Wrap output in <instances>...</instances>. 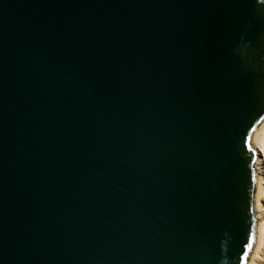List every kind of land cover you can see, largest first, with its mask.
<instances>
[{"label": "water", "instance_id": "water-1", "mask_svg": "<svg viewBox=\"0 0 264 264\" xmlns=\"http://www.w3.org/2000/svg\"><path fill=\"white\" fill-rule=\"evenodd\" d=\"M262 117L264 0H0V264L247 261Z\"/></svg>", "mask_w": 264, "mask_h": 264}, {"label": "bare ground", "instance_id": "bare-ground-1", "mask_svg": "<svg viewBox=\"0 0 264 264\" xmlns=\"http://www.w3.org/2000/svg\"><path fill=\"white\" fill-rule=\"evenodd\" d=\"M251 144L256 151V239L246 264H264V123L254 133Z\"/></svg>", "mask_w": 264, "mask_h": 264}, {"label": "snow or ice", "instance_id": "snow-or-ice-1", "mask_svg": "<svg viewBox=\"0 0 264 264\" xmlns=\"http://www.w3.org/2000/svg\"><path fill=\"white\" fill-rule=\"evenodd\" d=\"M262 119H264V117H262ZM249 243H248V247H251V241H252V237L250 236L248 238ZM248 252H247V248L244 251V254L241 256V264H245L246 258H247Z\"/></svg>", "mask_w": 264, "mask_h": 264}, {"label": "rangeland", "instance_id": "rangeland-1", "mask_svg": "<svg viewBox=\"0 0 264 264\" xmlns=\"http://www.w3.org/2000/svg\"><path fill=\"white\" fill-rule=\"evenodd\" d=\"M255 245V244H254Z\"/></svg>", "mask_w": 264, "mask_h": 264}]
</instances>
